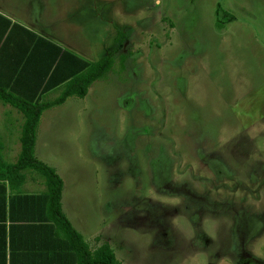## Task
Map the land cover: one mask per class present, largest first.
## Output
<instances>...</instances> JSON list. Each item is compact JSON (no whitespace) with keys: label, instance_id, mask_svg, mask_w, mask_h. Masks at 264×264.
<instances>
[{"label":"rangeland","instance_id":"rangeland-1","mask_svg":"<svg viewBox=\"0 0 264 264\" xmlns=\"http://www.w3.org/2000/svg\"><path fill=\"white\" fill-rule=\"evenodd\" d=\"M0 12L89 63L112 57L36 129L76 228L122 264H264V0H0ZM17 139L2 161H17Z\"/></svg>","mask_w":264,"mask_h":264},{"label":"trees","instance_id":"trees-1","mask_svg":"<svg viewBox=\"0 0 264 264\" xmlns=\"http://www.w3.org/2000/svg\"><path fill=\"white\" fill-rule=\"evenodd\" d=\"M216 12V26L222 29L231 21V16L219 9ZM119 49L121 43L115 51ZM112 65L111 55L89 63L0 14V100L24 116L17 161L12 164L0 161V235L4 237V246L6 232L8 235L45 232L63 237L59 247L82 253L79 256L87 264H121L106 242L92 254L89 252L81 234L62 210L61 177L34 155L42 112L62 104L70 96L83 98L89 86L107 74ZM59 87L57 98L42 99V94ZM27 170L43 178L45 192L28 194L20 190ZM7 189L9 195H6Z\"/></svg>","mask_w":264,"mask_h":264},{"label":"crops","instance_id":"crops-1","mask_svg":"<svg viewBox=\"0 0 264 264\" xmlns=\"http://www.w3.org/2000/svg\"><path fill=\"white\" fill-rule=\"evenodd\" d=\"M0 14L10 19L11 22H16L14 21V18L4 13L0 12ZM22 26L33 31L37 35L47 39L48 41L56 44L57 46L61 47L63 50L67 51L66 48L60 46L58 42L54 41L50 36H47L46 34H44L42 30H40L41 32H37L31 26V24L22 25ZM70 53L80 57L79 55L73 52H70ZM56 89L58 88H54L53 90H56ZM53 90H50L42 94L41 95L42 99L46 98V96ZM0 102L3 103V105H0V122H2L4 125L3 126L4 131H0V144L8 145L9 143L13 142V141H8L9 138L10 139L18 138L16 141H14V143H17V145H15L17 146V148L20 145V149L19 148L18 149L21 151V141L19 138L21 137V129H22V125L24 122V116L17 108L11 106L10 104L5 103L2 100H0ZM2 112L9 113V115L8 116L3 115ZM12 151H13V148H9L8 146H5L3 148L0 145V153L4 152L5 154L8 152H12ZM20 151L17 150L15 155L17 156L18 153H20ZM0 161H2L1 158H0ZM4 163L12 164L8 162H4ZM40 178H38L34 173L27 170L26 179L24 183L22 184V186L20 187V190L28 194H40V193L45 192L46 186L43 183V178L41 176ZM62 191H63V188H62ZM9 193L10 191L9 189H7L6 195H9ZM62 200H63V192L61 195L62 210L65 213L66 217L68 218V215L65 211ZM68 220L70 221L73 228L81 234L84 242H86V244L88 245L89 247L88 249L91 254L100 245V242L97 241L98 238H101L102 242H106L109 244V240L107 238L103 236L100 237V235L98 234L95 235L96 233L92 236H88L81 229L76 228L69 218ZM8 228H9V221L7 220L6 230H8ZM3 238L4 237L0 235V264H87L86 261H84L83 258L79 256V255H83L82 253L80 254L76 252L75 249L73 248L59 247L61 242H64L62 240L63 237L52 235L51 233H45V232L15 233L13 232V234L8 235V233L6 232L5 246L3 245ZM110 248L112 249L111 246ZM116 258L119 261H121L117 256Z\"/></svg>","mask_w":264,"mask_h":264}]
</instances>
